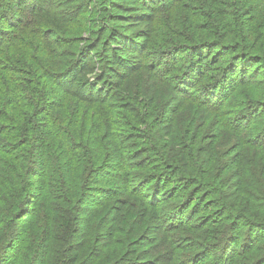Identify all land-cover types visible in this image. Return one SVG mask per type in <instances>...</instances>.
Segmentation results:
<instances>
[{
  "label": "rangeland",
  "instance_id": "374dc122",
  "mask_svg": "<svg viewBox=\"0 0 264 264\" xmlns=\"http://www.w3.org/2000/svg\"><path fill=\"white\" fill-rule=\"evenodd\" d=\"M43 1L46 3L49 14L57 21H61V18L55 15L56 11L53 9H78L81 26L78 16L71 22H65L64 37L61 41H63V49H67L69 53L65 54L62 50L56 49L58 55L56 54V60L52 61V55L44 51L42 46L32 45V38L39 33H44L47 26L41 24L36 12L27 11L26 22L24 19H19V13L16 25L21 21L19 27H23L26 37L25 39L22 35L24 38L22 46L27 50L26 60L29 65H50L51 63L71 65L78 62L79 65H88L90 69H95L96 72L93 73H100L105 66L107 76L113 82V90L106 93L111 95L114 91L113 95L118 96L120 100V97L125 98L129 90L138 98V102L140 101L141 110L148 111L156 108L158 118L151 125V130L149 131L148 128L145 132L146 136H149L150 132L153 134L154 131H161L165 135L163 140L174 144L173 154H184L186 150L197 152V157L191 163L185 161L184 167L188 168L190 165L196 170H201L200 175L207 170L203 160L212 159V154L216 152L213 150L216 147L221 149L228 147L230 155L220 159L221 166L215 177L211 174L207 178L201 176V179L200 176H195L187 170L177 177L173 176L175 178L168 176L170 183L168 191L148 189L147 186L155 179L158 170H154V164L157 165L154 163L155 160H152V166L139 164L148 156L146 144L143 143H140L138 148H126V154L124 153L127 155L141 149L139 152L141 158L135 160L138 169L125 166L124 160L119 157L122 151L116 147L115 142L111 143V155L106 159L102 155V158L98 160L99 164L80 166L76 169L73 168L77 166L72 165L65 176L66 190L62 192L56 190L63 198L62 201H60L62 198L55 202L51 201L42 190L37 191L33 198L28 197L20 191L15 182L17 195L14 192L10 193V196L4 192L0 195L4 199L0 201V264H169L171 254L167 255L169 249L165 250L168 246L164 249L167 242L158 249L152 250L149 242L153 239L141 240L143 250L140 253L133 250L136 245L129 243L128 228L132 222H129L127 227L124 226L123 221L128 218L126 213L135 211L137 206L145 212L142 220L144 218L148 220L147 217L152 215L155 222L163 216V212L168 213V210L173 209L171 212L175 210L177 213L178 210L185 209L181 215H184L188 228L196 227L197 223L193 220L196 218L199 223L206 224L205 229L215 232L214 241L209 242L211 244L208 253L201 252L206 243L201 241L202 236L195 234V237H192L196 248H201L194 258L193 254L185 258L191 264H217L224 254L222 251L212 249L218 247L217 240L220 237L223 239L226 234L232 236L236 227L241 234L239 244L236 248H233L234 244L229 245L230 250L224 248L225 262L222 264H260L264 258V240L252 238L254 235L246 227L238 228L237 215L242 214L240 217L244 218L243 221L246 220L249 223L254 221L257 210L264 216V195L261 198L251 191L254 187H259V178L262 179V187H264V103L259 104V101L262 102L260 96H264V65L254 66L248 72L245 69L235 71L233 70L235 62L230 68L231 60L235 59L233 54L232 59L228 56L222 59V65L226 67L225 71L230 70L236 75L234 76L236 81H241V83L236 82L234 90L227 95L223 104H220L222 98L214 103L206 100L201 80H194L193 77L188 83L193 89L192 92L183 96L178 95L173 83L181 82L186 77H182L181 73L173 77L175 73L173 68H182L185 74L188 66L196 65L192 61L190 49V44L193 42L208 37V41L212 44L214 37H217L220 43L221 41L233 43L236 39L231 35L237 33L243 35L245 42L250 41L249 47L255 39L259 41V48L250 50L252 60H248L247 64H250L254 57L263 59L264 0L226 1L228 11L234 14L233 19L236 22L235 30L237 31L233 33L221 31L218 27H215L213 31L210 30V19L206 18L209 9L205 0H158V4L152 9H149L150 5H147L146 0H116L115 6L118 8L116 34H123V39L135 43V50H130L128 46L119 43L117 45L121 53L105 54L107 49L103 48L99 54L91 57L82 55L83 48H76L67 43H77L79 34H83V38L89 36L85 32L87 31L84 25L85 18L94 20L97 22L96 26L100 27L104 23L101 18L103 15L95 13L94 8L91 14L85 12V4L90 5L85 0H66L64 6L58 4L61 0ZM96 1H94L96 7L98 9L101 7L100 11H103L104 15L108 14L114 6L109 2L110 0H104L101 3ZM28 8L30 10L32 4ZM14 31L16 32V29ZM24 43H27V46ZM216 45L218 44L215 43L214 46ZM247 45L248 43H244L242 51L248 50ZM4 46L5 44L0 46V51ZM222 49L234 51L232 47ZM11 52L14 53L15 50L11 49ZM97 55L99 59H95ZM0 65H5V62ZM101 68L103 69L100 71ZM225 71H223L224 77L227 76ZM13 74L10 71L6 72L8 78L15 76ZM177 75L181 78L178 79ZM159 77H161L160 80ZM63 81L67 82V80ZM63 81L61 85L64 84ZM5 85L7 84L0 79V90ZM143 93L144 96H141L140 94ZM249 96L252 102L247 105ZM68 105L71 108L70 101ZM108 105L113 104L96 102L95 107L90 110L86 109L85 112L77 110V116H84L85 131L95 125L97 109L106 112ZM56 113L60 115L61 111L57 109ZM121 115L132 117L125 113ZM121 115L112 133L123 135L122 132L127 130L122 126L124 119ZM246 125L250 128L249 134H252L253 138L257 137V143L261 142L259 146L262 149L255 153L253 150L241 149L235 156L231 148L238 134L233 130L239 126L243 133ZM145 133L139 137H143ZM139 137L135 141H141ZM116 140L127 143L122 136ZM182 147L185 149L182 150ZM95 151L101 154V150ZM161 151L165 155L162 147ZM253 157L256 159L252 163ZM255 167L262 172L261 176L251 173V169L254 170ZM110 168H112L111 176H107ZM27 181L31 184V188L33 184L43 187L46 177L42 170H38L37 174ZM251 184L254 185L253 188ZM23 185L27 183L23 181L20 188ZM235 185H238L237 188ZM229 191L235 193L234 199H227L225 200L227 204L223 202L220 204L218 200L223 199L224 192L229 193ZM100 192L103 194L98 195ZM54 193L55 190L52 192V197L56 195ZM158 194L167 197L164 204L160 202ZM19 196H21L20 199H15ZM113 202H116L119 207L118 214L113 223H104L99 219V215L107 205ZM217 202L221 206L218 205L219 207L216 208L213 204ZM211 216L217 220L209 222ZM65 219H68L73 227L71 234H64L61 229V223ZM161 225L158 227L161 228ZM148 233L147 229L144 236ZM156 235L167 238V233L162 230L160 232L156 230ZM192 251L194 250L190 253ZM158 255H163L161 261H157ZM229 256L230 261L226 262ZM263 262L264 260L261 263Z\"/></svg>",
  "mask_w": 264,
  "mask_h": 264
},
{
  "label": "trees",
  "instance_id": "16d2710c",
  "mask_svg": "<svg viewBox=\"0 0 264 264\" xmlns=\"http://www.w3.org/2000/svg\"><path fill=\"white\" fill-rule=\"evenodd\" d=\"M94 1L96 0H85L86 3L90 4H85V12L91 14V10L94 8L95 13L103 15L101 18L104 20V23L102 22L103 24L97 27V22L85 18L84 25L87 27V31L85 32L88 33L89 36L83 38V34H79L77 35V43L73 44L71 42L67 43V45L83 48L82 55H89L90 57L99 54L103 48L109 49V51L106 50L105 54L113 55L121 53L117 45L119 43H123V46H128L130 50H135V43L123 39V34H116L118 31V15L116 14L118 8L115 6L117 1H109L114 6L108 14L105 15L103 11H100L101 7H99V9L96 7ZM103 1L104 0H97L96 2L101 3ZM146 1L147 5H150L149 9L154 8L156 4H158V0ZM226 1L229 0H205L209 9L206 18L210 19V30L212 29L213 31L215 27H218L219 30H224L225 32L233 33L237 31L235 30L236 22L233 19L234 14L228 11ZM30 4H32V8L29 10L28 7ZM58 4L64 6L66 5V0H61ZM53 10L56 11L55 15L60 17L61 21H57V19L49 14L50 12H48L46 3L43 0H0V46L5 44L4 48L0 51V64L5 62V65H0V79L4 84H7L0 90V195H2V192L9 194V196L12 192L17 195L18 191L15 189V182H17L16 186L28 197L33 198L37 191L42 190L51 201L55 202V200H60L62 197H60L61 195L57 191L62 192L66 190L67 181L65 176L72 165H76L77 167L73 168L76 169L80 166L86 167L87 165L95 166L99 164L98 160L102 158V155L104 159L111 155L110 147L113 142H115L116 147L122 151L119 157L124 160L125 166L135 169H138L137 161L135 160L141 158V153H139L141 149L128 153L127 155H125V149L138 148L140 143L146 144L148 156L139 164L152 166V160H155L154 163H157V165L154 164V170H158L155 179L147 186L150 191L154 188L159 191H168L170 188V183L167 179L168 176L177 177L186 170L198 177L202 176L203 178H207L211 174L215 177L221 166L219 164L220 159L230 155L229 148L221 149L220 147H216L213 150L216 152L212 154V159L203 160L207 170L205 173H202V175L199 174L201 170H196L190 165H188V168H185V161L191 163L192 160L197 157V152L186 150L187 152H184V154H173L175 150L174 144L172 145L170 142L164 141L163 137H165V135H163L161 131H154L153 134L150 132V135L146 136L145 132L148 128L149 131L151 130V125L155 123L158 118L156 115L157 109L151 108L148 111L141 110L140 101L138 102V98L131 94L129 90H127L125 98L123 99L120 97V100L118 96L113 95L114 91L111 94L112 97L108 95L106 91L113 90V82L112 79L107 76L105 66L104 69H100V71L103 69L100 73H93L96 72L95 69H90L88 65H79L78 62L71 63V65H57L55 63H51L50 65L28 64L26 60L27 50L22 46V40H24V38L26 39L24 29L23 27H19L21 21L16 25L19 13V19H24V22H26L25 13L27 11L36 12L38 19L41 20V24L47 26L44 33H39L36 37L32 38L33 46H42L44 51L52 55V61L57 58L56 54L58 55V53H56V49L62 50L65 54L69 53L67 49H63V41H61V38L64 37L65 22L75 20L79 14V10H65L63 8ZM29 15L31 16L32 14ZM78 21L81 26L80 15L78 16ZM14 29H16V32ZM231 36H234L236 39L233 43H225L224 41L220 43L217 37H214L211 44V42L208 41V37H204L203 40L190 44L192 61L196 65L188 66V70L185 72L186 75L182 72V68H173L175 72L173 77L180 73L182 77H186L181 82L173 83L174 89L178 95L183 96L190 94L193 89L191 85H188L189 81L193 78L194 80L200 79L203 85V91H205L206 100L210 103H214L219 98H222L220 104H223L227 95L234 90L236 82L241 83V81H236L234 78L236 75L232 74L230 70L225 71L226 67L222 65L224 58L228 56V58L232 59L234 55L235 59H230L232 61L230 68L235 62L233 68L235 71L238 69H245V71L248 72V70H251L254 66L258 67L264 65V57H262L263 59H261V57H254L253 61L247 64L248 60H252V56L249 53L250 50L259 48L258 39H255L252 42V46L249 47L251 44L250 41L245 42L241 33ZM4 40L6 41L4 42ZM215 43L218 45L214 46ZM244 43H248V50L244 49V51H242ZM24 45L27 46V43H24ZM224 47H232L235 52L233 51V53L227 49L224 51L222 49ZM11 49H14L15 52L12 53ZM239 54L243 56H236ZM95 59H99L98 55L95 56ZM174 67H178V65H174ZM8 71L14 73L13 75L15 76H10L8 78L6 75ZM223 71L227 72L226 77H224L225 73H223ZM170 72H172V70H170ZM156 75H158V73H156ZM177 77L178 79L181 78L179 75H177ZM160 78L161 77L158 79L160 80ZM63 80H67V82ZM61 81L64 82L63 85H61ZM185 82L187 84H185ZM140 95L144 96V93ZM248 98L247 105L252 102L251 97L249 96ZM260 98L262 102L259 101V104H263L264 96H260ZM73 100L79 102H74ZM68 101L71 103V108L68 105ZM96 102L99 104L110 103L113 105H108V110L106 112L97 109L98 116L95 120V125H93V128L85 131L84 116H77L76 112L77 110H83V112H85L86 109L90 110V108L95 107ZM57 109L61 111L60 115H57ZM54 111L55 115L53 113ZM123 113L129 114L132 117H124L121 115ZM119 115L124 119L122 123L123 128L127 129L125 132H122L123 135L120 133H112ZM144 127L146 128L143 129ZM249 129L248 125H246L244 126L243 133H241L239 126L233 130L238 134L235 136V142L231 148L235 156L238 155L241 149L246 151L253 150L254 153L262 149L259 146L261 142L257 143V137L253 138L252 134H249ZM142 133H145L143 137H139ZM121 136L126 139V144L122 143L123 140H116ZM138 137L141 141H135ZM161 147L165 155H163ZM183 149H185V147H182V150ZM95 150H101V154H98ZM254 159H256V157L252 158V163ZM257 162L258 161H256V163ZM111 169L112 168L109 169L107 176H111ZM38 170L43 171L46 181L43 187L33 184L31 188V184L27 180H31V177L37 174ZM253 172L257 176H261L262 173L256 167L254 170L251 169V173ZM258 172H260V174ZM259 180L260 188H253L254 185L251 184V188H253L251 191L263 198L264 187H262V179L259 178ZM23 181H25L27 185H23V187L20 188ZM237 186L238 185H235L236 188ZM54 190V194L56 195L52 197V192ZM102 194L103 193L100 192L98 195ZM224 194L226 198L223 197L224 201H222L223 199L218 200L219 203L223 202V204H227L225 200L234 199V192L229 191V193L224 192ZM158 197L162 204L167 200V197H164V195L160 196V194H158ZM20 198L21 196L15 197V199ZM3 200L2 196H0V201ZM62 200L63 198L60 201ZM219 203H214L213 206L216 208L221 206ZM208 206H210V204ZM208 206L207 210L209 209ZM171 210H168V213H162L163 216L158 218V220L162 218L160 222H158V220L155 222L152 215L147 217L148 220L146 218L142 220L145 216V212L140 206H137L135 211H128L126 213L128 218L123 221V224L128 227L129 222H132L128 228L129 243L134 246L136 245L133 250L140 253L143 250V246L140 244L141 240L153 239L152 242H149V247L152 250L158 249L162 244H166L165 242H167L168 244H166L164 249L168 246L165 250L168 251L169 249L167 255L171 254L169 264H191L185 258L189 254H193L194 258L201 248H196L192 237H195V234H200L202 236L201 241L206 242L201 252L206 251V253H208V248L211 244L209 242L214 241L215 232H211L207 228L205 229L206 224L199 223V221L193 217V220L197 223L195 224L196 227L188 228L185 223L184 215H181V212L185 211V209L178 210L177 213H175V210L173 212H171ZM118 211L119 207L116 202L110 203L101 211L99 219L104 223L111 224L114 222ZM193 212H195V210ZM241 215L242 214L237 215L238 228L241 226L248 228L249 232L254 235L252 238L257 237L258 240L261 239V241H263L264 216H262L261 212L257 210L254 221L250 223L246 220L243 221L244 218L240 217ZM212 220L217 219L211 216L209 222H212ZM208 224L209 223H207V225ZM159 225H161V228L158 227ZM61 229L64 231V234H71L73 227L68 219L62 221ZM147 229L149 233L144 236V232ZM156 230L158 232H160V230L166 232L167 238L158 237V235H156ZM237 230L236 227L232 232V236L226 234L225 238L221 239L220 237L217 240L218 247L212 250L217 249L224 254V257L218 260L217 264L225 262V250L230 248L229 245L234 244L233 248H236L237 244H239L238 241L241 238V234ZM191 250L194 251L190 253ZM173 252L177 253L174 254ZM162 256L158 255L157 261H161V258H163ZM229 258L230 256L227 257L226 262L230 261ZM263 260L264 258L262 261ZM261 262L260 264H264V262Z\"/></svg>",
  "mask_w": 264,
  "mask_h": 264
}]
</instances>
